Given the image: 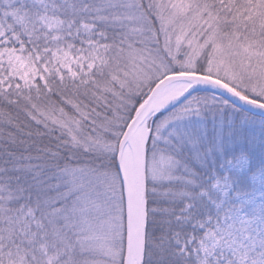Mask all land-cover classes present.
<instances>
[{
    "label": "snow or ice",
    "instance_id": "obj_1",
    "mask_svg": "<svg viewBox=\"0 0 264 264\" xmlns=\"http://www.w3.org/2000/svg\"><path fill=\"white\" fill-rule=\"evenodd\" d=\"M0 264H264V0H0Z\"/></svg>",
    "mask_w": 264,
    "mask_h": 264
}]
</instances>
